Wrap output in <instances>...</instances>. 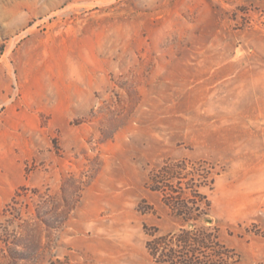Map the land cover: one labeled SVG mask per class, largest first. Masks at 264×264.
<instances>
[{"label":"rangeland","instance_id":"obj_1","mask_svg":"<svg viewBox=\"0 0 264 264\" xmlns=\"http://www.w3.org/2000/svg\"><path fill=\"white\" fill-rule=\"evenodd\" d=\"M166 162L264 264V0H0V264H164Z\"/></svg>","mask_w":264,"mask_h":264},{"label":"trees","instance_id":"obj_2","mask_svg":"<svg viewBox=\"0 0 264 264\" xmlns=\"http://www.w3.org/2000/svg\"><path fill=\"white\" fill-rule=\"evenodd\" d=\"M183 162H166L151 175L150 184L163 192L164 201L181 220V228L166 234L150 233L147 247L164 264H232L217 230L208 226V197L200 191L195 173Z\"/></svg>","mask_w":264,"mask_h":264},{"label":"clouds","instance_id":"obj_3","mask_svg":"<svg viewBox=\"0 0 264 264\" xmlns=\"http://www.w3.org/2000/svg\"><path fill=\"white\" fill-rule=\"evenodd\" d=\"M13 22L15 24H24L26 22V15L23 13L16 14Z\"/></svg>","mask_w":264,"mask_h":264}]
</instances>
